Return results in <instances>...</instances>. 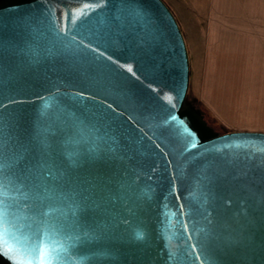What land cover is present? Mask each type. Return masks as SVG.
<instances>
[{
  "label": "water",
  "instance_id": "obj_1",
  "mask_svg": "<svg viewBox=\"0 0 264 264\" xmlns=\"http://www.w3.org/2000/svg\"><path fill=\"white\" fill-rule=\"evenodd\" d=\"M188 85L162 0H0V264H264V131Z\"/></svg>",
  "mask_w": 264,
  "mask_h": 264
},
{
  "label": "rangeland",
  "instance_id": "obj_2",
  "mask_svg": "<svg viewBox=\"0 0 264 264\" xmlns=\"http://www.w3.org/2000/svg\"><path fill=\"white\" fill-rule=\"evenodd\" d=\"M175 16L183 34L189 57V85L187 102L202 112L204 119L219 133L239 130L264 131V65L259 59L249 60L247 74L237 70L235 83L229 86L224 77L222 61L212 68L218 74L211 89L201 92V72L205 68L204 57L215 51L216 39L224 37L225 15L223 3H201L198 0H162ZM210 39L207 38V32ZM211 28V29H210ZM207 34V35H206ZM211 41V44H210ZM208 42V43H207ZM208 45V49H206ZM204 96V97H203Z\"/></svg>",
  "mask_w": 264,
  "mask_h": 264
},
{
  "label": "crops",
  "instance_id": "obj_3",
  "mask_svg": "<svg viewBox=\"0 0 264 264\" xmlns=\"http://www.w3.org/2000/svg\"><path fill=\"white\" fill-rule=\"evenodd\" d=\"M201 3H223L228 11L225 15V26H223L224 37L213 41L218 45L215 51H211L204 57L205 68L201 72V92L203 95L211 89L210 76L213 80L218 74L212 68L219 64L215 61H222L224 66V77L229 86L236 81L237 70L239 74H247L249 60L259 59L264 65V0H198ZM211 29V28H210ZM209 31L207 38L210 39ZM208 43V42H207ZM211 44V41H210ZM208 49V45H206ZM204 97V96H203Z\"/></svg>",
  "mask_w": 264,
  "mask_h": 264
}]
</instances>
